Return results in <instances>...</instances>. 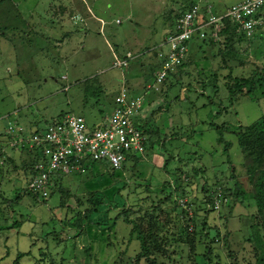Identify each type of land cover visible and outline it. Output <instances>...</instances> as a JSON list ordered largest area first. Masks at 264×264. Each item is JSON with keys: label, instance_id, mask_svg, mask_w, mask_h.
Segmentation results:
<instances>
[{"label": "rangeland", "instance_id": "obj_1", "mask_svg": "<svg viewBox=\"0 0 264 264\" xmlns=\"http://www.w3.org/2000/svg\"><path fill=\"white\" fill-rule=\"evenodd\" d=\"M190 1L0 0V36L5 37L0 41V131L7 121L23 127L22 119L12 116L16 111L28 121L38 113L40 127L60 112L81 115L91 125L109 117L119 78L126 77L124 84L143 99L153 141L146 162H129L117 172L93 165L64 179L71 183L59 184L45 201L24 189L20 157L8 160L0 169V211L8 220L5 225L0 221V264H203L204 239L186 233L171 200L157 204L154 197L168 180L160 169L163 160L176 154L186 158L178 166L181 172L190 175L193 163L203 169L197 185L192 179L190 195L203 182L206 188L218 183L230 192L226 207L205 218L204 231L212 242L209 264H254L264 245V218L255 213L235 129L264 114V77H255L252 97L237 98L232 106L225 84L264 70V30L250 41L194 44L177 82L174 76L153 94L133 91L145 90L173 18ZM202 1L222 10L241 0ZM125 53L133 58L121 74L111 69L112 57ZM38 59L46 69L39 71ZM202 103L211 108H200ZM211 121L213 127L225 124L227 156L214 130L194 135L198 127L210 128ZM172 133L179 140L167 139ZM137 185L144 186L138 194L132 192ZM88 198L102 206L74 231L69 224L88 207ZM5 201L14 202L11 210ZM124 207L131 210L127 222L144 234L147 256L129 236L131 225L120 215ZM18 254L26 255L16 262Z\"/></svg>", "mask_w": 264, "mask_h": 264}, {"label": "built area", "instance_id": "obj_2", "mask_svg": "<svg viewBox=\"0 0 264 264\" xmlns=\"http://www.w3.org/2000/svg\"><path fill=\"white\" fill-rule=\"evenodd\" d=\"M263 30L264 0H241L222 10L204 4L202 0H191L172 20L160 44L161 49L156 52L157 63L152 68L146 90L157 92L176 76L192 45L202 42L217 45L232 36V40L250 41ZM131 60L129 53L113 56L111 69L123 74ZM119 80L109 117L91 125L82 116L72 114L33 130L7 121L0 131V169L6 165L11 153L19 156L26 169L24 189L45 201L64 179L82 174L93 165L117 172L129 162H146L147 147L153 141L145 126L143 99L131 93L123 77ZM181 181L180 187L188 192L183 175L168 178L169 189L174 191ZM228 200V195H223L219 187L198 185L193 196L173 195L175 219L186 233H193L195 213L200 216L205 212L218 214Z\"/></svg>", "mask_w": 264, "mask_h": 264}, {"label": "trees", "instance_id": "obj_3", "mask_svg": "<svg viewBox=\"0 0 264 264\" xmlns=\"http://www.w3.org/2000/svg\"><path fill=\"white\" fill-rule=\"evenodd\" d=\"M232 39H233V36L230 37V39L229 38L225 39L224 42L221 44H228L230 42H236L239 40V39H236V40H232ZM202 43L206 45H212L210 43H205V42H202ZM218 45L220 44L213 45V46H218ZM179 73L180 71H178L174 82H177L179 80L178 78L180 75ZM256 76L263 78L264 70H259L258 72H254L247 79L236 82L235 84H232V85H229L230 83L227 81V83L225 84V90L227 92L226 98H227L228 106H232L234 101L237 98L252 97L254 88H255V83H257L258 81L257 79H255ZM262 96L264 97V94H262ZM206 99L207 101H209V103L212 102L211 100H208V98ZM224 127H225V124H222L218 127L212 126V130H214L215 134L217 135L218 142L222 144V149H221L222 153L225 156H227L228 144L224 142L222 138ZM235 130L238 131V133L236 134V145H237L239 152L241 153V157L244 162L243 163L244 171H245L247 180L251 187L252 202H253V206L255 209V213L262 215L264 218V114H262L258 119H256L250 125L246 127L238 126L236 127ZM191 133H192L191 130H188V135L189 134L192 135ZM170 138H172V140H179V135L176 133H172L167 139H170ZM167 139L161 141L159 147H162V143L166 141ZM182 144L183 142H181V147H182ZM167 157H168L167 160L166 158L163 160L162 167L160 168L166 177L177 178L178 176L183 175L185 179L184 185L187 188H191L192 179L193 181L196 182V185H197L198 183L197 180H199L200 177L201 178L203 177L202 169L196 168L194 163L191 164V166L189 167L188 172L190 173V175L186 174V172L184 173V172H181V170H179L178 166H180L181 164H184L183 162L186 161V158H182V157H185L184 155L183 156L181 155V157L179 154H176L175 156L167 155ZM168 163H170L171 165H168ZM203 183L199 184L202 188L204 187L202 186ZM160 185L161 186L159 187L158 192L154 194L157 204H160L163 200L164 201L166 200V202L171 200V202L174 203L173 195L175 194L181 198L185 197V195H190V190L188 192H185L183 187H180V186L177 187L178 190L175 189L174 191H171L169 189L167 181L162 182ZM142 187L144 186L137 185L135 186V189L132 190V192L138 194L141 190H144V188ZM209 187L211 188L219 187L223 195L229 196V193H230L229 190L219 185L218 183L212 184ZM59 189L60 188L58 187L56 190L58 191ZM236 191H237V188H235L234 190L235 197L238 196ZM194 201L196 200H193V202ZM5 203H6V208L8 210H11V207L13 206L14 202L5 201ZM87 204H88V207L82 212H77L75 214L74 220L70 222L69 225L72 230L79 231L83 227L82 226L83 222L87 220L88 215H90L91 213H97V207L102 206V203L94 201V200L92 201V198H88ZM59 206H62V205L60 204ZM175 211H176V208H175ZM130 212H131L130 209H128L127 207H124V210L120 213V215H122L123 221L127 222L126 216ZM208 214H211V213L205 212L204 215L202 216H200L199 213H195V217L192 221V226L194 227L192 236L204 239V243H205L204 253L202 255L203 264H209L211 259L213 258L212 251L210 249V244L212 242L207 240V235H206V232L204 231V227L206 226L205 218L207 217ZM0 215H1L0 221L2 222V224L5 225L6 222L8 221L5 215V211H0ZM117 218L119 217H116L115 219ZM86 224H88L89 226L92 225V223L90 222H87ZM127 224L131 225L129 236L132 237L134 235V239L139 244L140 251H143V255L147 256V247H146L145 240H144V234L141 231H138L135 224H132L131 222H127ZM94 227H100V226L95 225ZM149 239L151 241L153 240L154 245H156V243L154 242L155 240L152 236L149 235ZM25 255L26 254H18L16 256V262L17 260H19L21 256H25ZM254 264H264V245L259 246V252L256 255Z\"/></svg>", "mask_w": 264, "mask_h": 264}, {"label": "crops", "instance_id": "obj_4", "mask_svg": "<svg viewBox=\"0 0 264 264\" xmlns=\"http://www.w3.org/2000/svg\"><path fill=\"white\" fill-rule=\"evenodd\" d=\"M21 20L22 21H24V18L23 17H21ZM48 31V30H47ZM48 32H50V31H48ZM0 41L2 42V43H4L5 42V37H3V35L2 36H0ZM6 45H7V43H5ZM3 54V53H2ZM126 54V53H125ZM125 54H123V55H125ZM129 54H131V53H129ZM122 55V56H123ZM39 58H40V56H39ZM133 58V57H132ZM155 60V62L157 63V60H156V57H155V59H153V61ZM41 65V66H40ZM152 65H154V64H152ZM156 65V64H155ZM46 67V65L44 64H42L41 63V60L40 59H38V68H39V71L42 69H44ZM46 69V68H45ZM60 78H63L62 76L60 77ZM124 79H126L127 81H129L126 77H123ZM120 79V78H119ZM150 80V79H149ZM24 82V81H23ZM149 83V82H148ZM146 86V85H145ZM144 89L145 90H136L135 88H133V91L134 92H150V94H153L154 92H152V91H149V90H146V88L144 87ZM116 91V90H115ZM207 101V100H206ZM212 102L210 103L211 105H213L212 103H213V100H211ZM157 104H158V102H157ZM207 108L208 106H207V103H202V105H200V108ZM208 108H211L210 106L208 107ZM146 113V112H145ZM70 114V113H69ZM209 114V113H208ZM35 115H37V116H34V117H31V119L33 118V120H31V121H28V119H25L24 117H23V115H20V113H18L17 111L16 112H14L13 114H12V116H15V117H17L18 119H22V124H23V128H26L27 130H33V129H38V128H41L40 127V124H39V122L40 121H42V118H41V116L38 114V113H35ZM66 115H68V113L66 114V113H62V112H60L58 115H57V119H60V118H62V117H64V116H66ZM147 115V114H146ZM212 115V114H211ZM81 116V115H80ZM147 117V116H146ZM3 120H8V117H4L3 118ZM101 120V119H100ZM146 130H147V122H146ZM200 126H201V124H200ZM199 128V129H198ZM197 128V130L195 129V133H194V135L195 134H202V133H204V132H206V131H212V121H211V123H210V128H209V126H208V128H202V126L201 127H198ZM180 130H182L181 128H179ZM147 132H148V130H147ZM191 132H192V130H191ZM149 133V132H148ZM177 133V132H176ZM192 135H193V132H192ZM149 136H150V134H149ZM151 139H152V137H151ZM197 143V142H196ZM10 159L9 160H13L14 161V157H18L16 154H13V153H11L10 154ZM202 171H203V169H202ZM204 176V175H203ZM169 178V177H168ZM68 179V178H67ZM202 178L200 177V180H201ZM168 181V180H167ZM64 182H65V180H64ZM68 182H70V180H67L65 183H68ZM71 183V182H70ZM200 184V183H199ZM192 187V186H191Z\"/></svg>", "mask_w": 264, "mask_h": 264}]
</instances>
